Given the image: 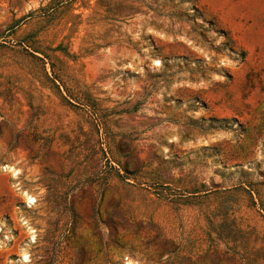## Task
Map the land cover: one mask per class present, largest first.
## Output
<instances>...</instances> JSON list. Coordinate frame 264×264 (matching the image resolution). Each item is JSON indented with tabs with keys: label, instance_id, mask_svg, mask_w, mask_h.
Instances as JSON below:
<instances>
[{
	"label": "rangeland",
	"instance_id": "rangeland-1",
	"mask_svg": "<svg viewBox=\"0 0 264 264\" xmlns=\"http://www.w3.org/2000/svg\"><path fill=\"white\" fill-rule=\"evenodd\" d=\"M1 164L0 264H264V0H0Z\"/></svg>",
	"mask_w": 264,
	"mask_h": 264
},
{
	"label": "bare ground",
	"instance_id": "bare-ground-1",
	"mask_svg": "<svg viewBox=\"0 0 264 264\" xmlns=\"http://www.w3.org/2000/svg\"><path fill=\"white\" fill-rule=\"evenodd\" d=\"M0 170L1 171H5V172H8L10 174V176L12 178H17L18 174H19V170L18 168H16L14 165L12 164H1L0 165ZM23 195H24V205L25 206H32L36 199L35 197L28 193V192H23ZM27 231H28V235H27V238H28V241L29 242H34V239H35V230L31 227V226H28L27 227ZM27 256V260L24 259V256ZM17 260H19L20 262H27L29 261V255L28 253L24 250L22 251L18 256H17ZM125 264H129V262H125Z\"/></svg>",
	"mask_w": 264,
	"mask_h": 264
},
{
	"label": "clouds",
	"instance_id": "clouds-1",
	"mask_svg": "<svg viewBox=\"0 0 264 264\" xmlns=\"http://www.w3.org/2000/svg\"><path fill=\"white\" fill-rule=\"evenodd\" d=\"M24 259L27 260V256L26 255L24 256ZM129 264H131V262H129Z\"/></svg>",
	"mask_w": 264,
	"mask_h": 264
}]
</instances>
